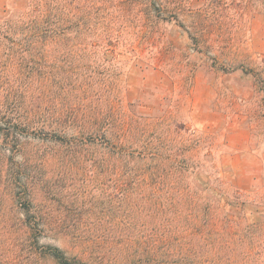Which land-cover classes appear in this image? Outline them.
<instances>
[{"label":"rangeland","instance_id":"obj_1","mask_svg":"<svg viewBox=\"0 0 264 264\" xmlns=\"http://www.w3.org/2000/svg\"><path fill=\"white\" fill-rule=\"evenodd\" d=\"M168 1L17 0L0 10V110L32 111L0 120V264H59L49 246L93 264H264V175L252 191L231 188L221 133L191 118L195 101L243 114L264 155V14L242 16L228 0L204 16L210 43L235 40L251 72L226 74L191 51L190 13L204 0H182V13ZM49 4L57 28L74 29L69 40L37 43L23 29ZM191 64L201 66L189 92ZM208 85L216 98L203 107ZM61 110L78 115L70 142L53 135Z\"/></svg>","mask_w":264,"mask_h":264},{"label":"trees","instance_id":"obj_2","mask_svg":"<svg viewBox=\"0 0 264 264\" xmlns=\"http://www.w3.org/2000/svg\"><path fill=\"white\" fill-rule=\"evenodd\" d=\"M38 1V3H37ZM36 2V3H35ZM204 6L202 8L192 10L190 15L194 19V26L192 30H188L189 38L192 41L191 51L195 55H199L202 62H212L209 66L210 68L223 72L226 74L235 73L238 71H242L245 76H249L251 74L250 71L245 69L242 64V58L244 57L242 51H237L234 47L235 40H229V42L224 41L223 38H220V45L216 46L215 44L210 43L209 39L211 33L206 29L204 25L203 18L212 10L223 11L228 3V0H204ZM233 4L237 7L238 10L241 11V15H255L257 13L264 14V0H232ZM34 4L36 7H40L41 0H34ZM183 2L182 0H174L168 1L164 8L169 11L184 12L183 10ZM49 8V9H48ZM47 8V11L43 14L39 8H36L32 11L31 18L32 21L28 26H23V29L29 30L30 39L39 43L37 40H41L42 44H46L49 41L53 43L55 40H69L71 35L74 34V29L72 28H57L55 24V17L53 16V10L50 9V4ZM173 9V10H172ZM41 18V19H40ZM17 29V28H16ZM16 31V30H15ZM82 32L78 31L75 37H79ZM242 40V38H241ZM247 43V42H245ZM109 50H107L108 52ZM191 56V55H189ZM189 58V57H188ZM222 63V65H219ZM201 65L191 64L189 66V80L191 85H189V92L193 88V82L195 73ZM264 74V72H262ZM262 73L258 76L260 79L262 77ZM262 82V86L259 90L256 91V99L260 101L259 110L256 113V117L259 122L260 129H263L264 126V81ZM76 110H61L60 119L58 122L59 130L53 131L54 137L61 141L70 142L71 140L69 129L70 126L74 125L78 121V115L75 113ZM63 112V113H62ZM34 113V112H33ZM62 113V114H61ZM32 115V111H24V114L21 113L19 109L16 107H3L0 110V120L6 122H12V120H25L28 121L29 116ZM28 117V118H27ZM94 128V127H93ZM261 129L262 133L263 130ZM90 129H88L89 131ZM189 132L190 129H186ZM91 135H99V129H92ZM105 139V138H104ZM141 156V155H140ZM140 159L145 160L146 157H140ZM158 182L161 184V180L158 178ZM32 228L35 230L40 229L42 226L40 221L36 219L34 224L30 223ZM45 252L52 256L54 259L58 261L59 264H93L91 261H82L76 258L69 257L65 251L58 247H46ZM101 264V263H97Z\"/></svg>","mask_w":264,"mask_h":264},{"label":"crops","instance_id":"obj_3","mask_svg":"<svg viewBox=\"0 0 264 264\" xmlns=\"http://www.w3.org/2000/svg\"><path fill=\"white\" fill-rule=\"evenodd\" d=\"M16 3L17 0H0V10L3 11L7 5L14 6ZM207 87L212 94L203 107L212 106L216 98L212 86ZM197 106L195 101L191 111L194 124L212 134L221 133L222 135L221 166L233 176V179L229 181L230 187L245 192L255 189L264 175V155L258 150L246 117L240 113L227 115L214 110L197 108Z\"/></svg>","mask_w":264,"mask_h":264}]
</instances>
